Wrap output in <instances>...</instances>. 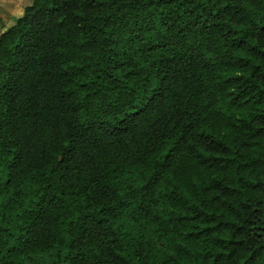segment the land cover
<instances>
[{
    "label": "trees",
    "instance_id": "trees-1",
    "mask_svg": "<svg viewBox=\"0 0 264 264\" xmlns=\"http://www.w3.org/2000/svg\"><path fill=\"white\" fill-rule=\"evenodd\" d=\"M0 264H264V0H30Z\"/></svg>",
    "mask_w": 264,
    "mask_h": 264
},
{
    "label": "rangeland",
    "instance_id": "rangeland-1",
    "mask_svg": "<svg viewBox=\"0 0 264 264\" xmlns=\"http://www.w3.org/2000/svg\"><path fill=\"white\" fill-rule=\"evenodd\" d=\"M30 0H0V33L13 25Z\"/></svg>",
    "mask_w": 264,
    "mask_h": 264
}]
</instances>
